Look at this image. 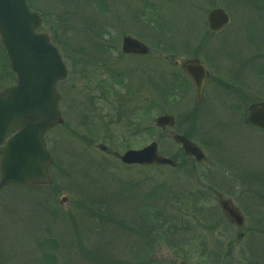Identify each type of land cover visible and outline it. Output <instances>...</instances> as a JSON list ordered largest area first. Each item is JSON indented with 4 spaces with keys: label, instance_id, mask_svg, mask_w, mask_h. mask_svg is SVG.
I'll use <instances>...</instances> for the list:
<instances>
[{
    "label": "rangeland",
    "instance_id": "1",
    "mask_svg": "<svg viewBox=\"0 0 264 264\" xmlns=\"http://www.w3.org/2000/svg\"><path fill=\"white\" fill-rule=\"evenodd\" d=\"M26 2L40 16V32L57 48L68 70L56 84L64 123L44 136L52 159L49 186L0 190V264H98L95 257H104L102 264H134L137 248L146 255L139 254L145 264H264V133L242 126L248 105L264 101V0ZM214 8H222L230 23L211 36L206 16ZM123 37L142 42L148 55L125 57L120 53ZM105 43L111 50L98 49ZM194 57L204 58L213 68L219 64L218 78L229 79L234 93L228 103L241 109L229 114L222 109H198L193 120L194 93L188 86L176 104L178 109L174 107L181 91L173 88L167 93L169 76L178 74L173 63ZM102 62L113 74L133 81L136 105H154L138 116L145 126L141 123L140 134L130 137L125 117L117 122L121 110L115 119L117 101L126 91L125 87H120V94L114 91L115 77ZM241 64L239 71L235 65ZM106 74L112 80H106ZM103 82L111 94L109 107L102 109L96 100L99 109L93 117H100L101 123L84 121L87 94L96 96ZM14 83L0 42V90ZM151 93L154 96L149 98ZM164 114L172 115L176 124L159 134L152 118ZM178 133L201 147L205 163L192 164L187 158L171 170L125 166L112 157L120 152L123 137L132 149L154 140L160 154L175 157L179 147L171 137ZM99 145L108 152L102 153ZM245 175L252 178L246 181ZM197 190L206 194L204 201L197 194L194 197ZM214 193L231 199L240 209L245 221L241 241H236L235 228L216 207ZM184 203L188 207L183 208ZM181 229L187 234H181ZM171 231L183 239H170ZM49 241L54 242L55 255ZM225 247V253L233 257L215 262L216 249ZM81 248L89 254L85 256Z\"/></svg>",
    "mask_w": 264,
    "mask_h": 264
},
{
    "label": "water",
    "instance_id": "2",
    "mask_svg": "<svg viewBox=\"0 0 264 264\" xmlns=\"http://www.w3.org/2000/svg\"><path fill=\"white\" fill-rule=\"evenodd\" d=\"M208 24L211 32H217L228 24V17L221 9L212 10ZM39 26L40 19L28 11L24 0H0V38L10 69L16 75V85L0 93V189L9 184L29 188L50 184L51 159L43 135L62 123L56 109L58 96L54 84L62 80L66 72L48 38L36 34ZM146 50L133 39L123 40L125 53H144ZM190 65L191 62L185 63L184 69L194 80ZM196 75V83H199L201 76ZM196 85L199 92L200 87ZM246 122L264 131V103L248 108ZM173 125L171 116L156 119V126L160 129ZM174 141L181 144L188 156L198 162L204 160L200 149L185 137L175 136ZM100 149L105 150L102 146ZM116 157L126 164L174 166L172 161L158 154L155 143ZM218 202L225 217L236 227H242V216L231 201L221 198Z\"/></svg>",
    "mask_w": 264,
    "mask_h": 264
},
{
    "label": "flooded vegetation",
    "instance_id": "3",
    "mask_svg": "<svg viewBox=\"0 0 264 264\" xmlns=\"http://www.w3.org/2000/svg\"><path fill=\"white\" fill-rule=\"evenodd\" d=\"M214 65H215L214 68L212 66H210V68H209L208 65H204L205 69H206V73H205V78H204L203 85H202L201 105H199V106L196 103L197 98L195 96V89L192 87V85L189 82V87L192 89L191 91H193V93H194L195 106L193 107V109H233V107L230 105V103H228L229 98L233 97L232 89L229 85L230 81H229V79L220 80L218 78V76H221L218 74V72L221 71L219 68V64H214ZM176 66H177V68L180 69L179 65H176ZM103 67L105 68L106 72L110 73V69L106 64H104ZM180 72H179V75L175 74L177 76L174 79V81H175L174 82V88L175 89L177 88L181 91L180 100L177 101L176 104H178V102H181L183 100V97H184L183 92L185 93V90L187 88L186 84L183 81V79L186 76L183 74V72L181 70H180ZM175 75H172V77H174ZM111 76L113 78L115 77V80H116L115 87L116 86L117 87L114 91L119 90V94L122 93L120 87L123 84V82L125 83L124 87H125V91H126V93L124 95L122 94L120 96L121 100L117 101L116 109H119V110H116L114 112V114L116 115L115 119H117V117L119 115L123 114L122 117L117 120V122L121 121L125 117L126 118L125 120L127 122V127H128L127 129H131L130 137L133 136V134L138 135V129H137L138 128V122H139L138 121V113L141 111V109H154L153 108L154 105H152V104H148L145 106L136 105L135 101H134V95H133V91H135L133 84H132L133 81L130 82V80L128 79L127 76H125L127 78L125 80L124 77L119 73L112 74ZM111 76L106 74L105 75L106 80L108 79V77H109V80H112ZM185 79H187V78H185ZM147 80H148V85L150 86V90H152V92H153V80L151 79V76H148ZM102 87H103V90H101L100 92L98 90H96V96H92V95L87 94L86 99H87L88 103H86L85 108H84V110H85L84 118H81V119H84V121H86L88 119V122H90L93 119H95L93 117V115L97 114L96 109H99V108H97L98 105L95 104L96 100H99L103 104V106L101 107L102 109H106L109 107L108 102H107V97L108 96L111 97V94L110 95L107 94V85L105 82L102 83ZM153 96H154V94L151 93L149 95V98H152ZM176 104H174V105H176ZM174 107H177V109H178V105H176ZM69 108L70 107H67V109H69ZM120 110L122 111V114L120 113ZM73 113L76 114V109H73ZM98 116H99V114H98ZM132 117L134 118V120ZM100 120H101L100 117H99V119H95V124H97L98 122L101 123ZM134 121H136V123ZM141 123H143V120L141 121ZM84 126L87 128L88 133L91 134L92 128H89L88 124H86ZM114 139H115L114 137L111 138V140H114ZM120 142H121L120 151H122L123 148L126 146V144H128V141L125 137H123V139H120ZM152 247L153 246L151 245V248Z\"/></svg>",
    "mask_w": 264,
    "mask_h": 264
},
{
    "label": "trees",
    "instance_id": "4",
    "mask_svg": "<svg viewBox=\"0 0 264 264\" xmlns=\"http://www.w3.org/2000/svg\"><path fill=\"white\" fill-rule=\"evenodd\" d=\"M250 178H252L251 176H249ZM249 177H248V175L247 176H245V180H249ZM175 233V232H174ZM174 233H172V231H171V236H173V234ZM78 236V235H77ZM76 239V236H75V238H74V240ZM83 244V243H82ZM49 245L51 246V248H53V249H51V251H52V253H53V255H55V252H54V242L53 241H49ZM84 245V244H83ZM85 247V246H84ZM81 251L82 252H84L85 253V256L87 255V254H89V252H85L84 250H83V248H81ZM94 260L98 263V264H102V262H101V260H104V257H95L94 258Z\"/></svg>",
    "mask_w": 264,
    "mask_h": 264
}]
</instances>
